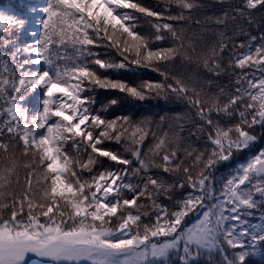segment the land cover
<instances>
[{
  "label": "snow or ice",
  "instance_id": "6c2138e0",
  "mask_svg": "<svg viewBox=\"0 0 264 264\" xmlns=\"http://www.w3.org/2000/svg\"><path fill=\"white\" fill-rule=\"evenodd\" d=\"M24 7L25 17L37 11ZM201 7L46 0L39 31L26 34V19L0 15V46L11 49L0 56V264H24L29 253L50 264H198L205 255L220 257L210 264H249L264 255V150L242 162L257 128L264 132V36L237 42V29L247 35L240 24L228 33L229 20L251 25L260 13L264 21V0H240L231 15L206 19L217 26L207 29L214 38L197 51L186 26ZM142 19L154 31L137 32ZM100 48L160 79L113 78L127 65ZM222 73L229 83L213 91ZM97 89L186 103L175 119L193 124L204 146H184L171 131L145 152L151 121L103 115L118 99L96 111ZM235 155L241 160L217 194L213 173Z\"/></svg>",
  "mask_w": 264,
  "mask_h": 264
},
{
  "label": "trees",
  "instance_id": "16d2710c",
  "mask_svg": "<svg viewBox=\"0 0 264 264\" xmlns=\"http://www.w3.org/2000/svg\"><path fill=\"white\" fill-rule=\"evenodd\" d=\"M139 3L143 5H148L153 7V9L158 11H163L165 8L166 0H138ZM198 2L202 5L196 12L193 14V18L188 22L186 26L187 35L191 37L196 42L197 51L204 45L209 43L214 37L212 36L211 31H208L209 28L217 27L209 21L207 25L204 24V21L209 17H216L222 15L225 11H228L231 15L232 9L231 5L234 3H239L240 0H198ZM35 3L37 7V11L32 13L30 16L25 17L24 13L26 11L25 5ZM46 6V0H0V15L4 16H14L17 19H26V27L25 34L28 31H39L42 21L46 18L45 13L39 11L40 8ZM171 11L173 13L176 12L175 7H172ZM255 23L249 25L244 21L237 20L232 21L229 20V35L234 31L233 25L240 24L244 28L245 33L247 35L241 34L239 30H236V35L233 37L237 42L239 41H247L248 36H255L257 38L256 43L260 42V37L264 36V21L261 20V14L257 13L255 17H253ZM199 20L201 24L198 26L196 21ZM137 32L144 34L149 31H154L150 28V25L145 22V20H141L139 22V27L136 29ZM203 36L205 39L200 40L199 37ZM4 37L0 36V40H3ZM21 39H24L22 36ZM27 39L31 42V37L28 36ZM164 45H171L174 42L171 39H166ZM155 47V45H153ZM229 47H231V41H229ZM101 54L106 53L107 59H111L114 62H124L127 67L125 69H121L117 72L112 73L113 78H118L121 80H125L129 83L138 84L143 81H156L159 80L160 77L157 73L151 71L149 68H141L136 65L129 63L128 60H124V56L120 54V52L116 51L114 48H100L97 49ZM10 48H4L0 46V56H4L8 58V53H10ZM124 55L129 57V60L134 58V53H125ZM226 62V61H225ZM181 65H177V70H181ZM188 71L193 70V66H186ZM202 76L207 77L208 73L204 72L203 68L196 69ZM259 75V73H257ZM213 80L218 81V84L212 85V90L217 91L219 85H228L229 76L225 74H221L219 77H212ZM234 79V77H233ZM95 103L93 104V108L96 111H99L102 107L109 106L110 101L112 99H118V104L114 106L108 107L107 113H102L103 115H108L109 118H114L117 116L128 115L131 117L133 121L139 122L141 120H149L150 130L147 138L143 142V150L147 152V148L150 144H154L156 140L161 136L164 132L176 131L180 136L183 137L184 146L191 145L196 148H202L204 146V140L198 139L196 135L192 133L196 131V128L193 124H189L185 121H177L175 119L176 116L186 113L188 111V106L184 102H178L175 99H171L169 101H165L161 97L156 98H147L144 101L134 100L130 98L124 97L122 94L110 90L97 89L94 93H92ZM32 103L28 104V107H32ZM183 123L184 127L181 130L180 124ZM256 135L258 137L255 146L246 152L244 160L242 162H246L247 159H250L252 153L258 152L260 150H264V132H262L259 128L256 130ZM115 146V145H114ZM180 158H184L183 152L179 153ZM241 160L240 155H235L231 160V167H228L226 164L221 163L218 165L217 170L214 171V187L217 190L220 188L219 180L223 177L227 176L230 172H233L235 168L238 166L237 161ZM190 163V161H188ZM156 170H153L155 172ZM23 168L20 169V179L23 181L24 179ZM164 203L167 204V200H164ZM151 212V209H148ZM113 227L115 225L113 224ZM220 257L218 255H213L212 257H208L207 255L202 256L198 264H210V261L218 262ZM249 264H264V255L249 257Z\"/></svg>",
  "mask_w": 264,
  "mask_h": 264
},
{
  "label": "rangeland",
  "instance_id": "374dc122",
  "mask_svg": "<svg viewBox=\"0 0 264 264\" xmlns=\"http://www.w3.org/2000/svg\"><path fill=\"white\" fill-rule=\"evenodd\" d=\"M24 264H50V262L43 260V259H40L39 257L35 256L34 254L29 253L26 257V260L24 261Z\"/></svg>",
  "mask_w": 264,
  "mask_h": 264
}]
</instances>
